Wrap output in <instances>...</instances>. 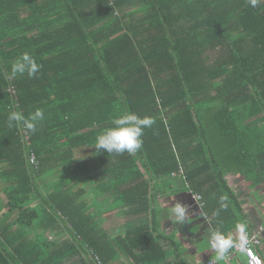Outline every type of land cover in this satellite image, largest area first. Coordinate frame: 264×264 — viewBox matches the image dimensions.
<instances>
[{
    "label": "trees",
    "instance_id": "16d2710c",
    "mask_svg": "<svg viewBox=\"0 0 264 264\" xmlns=\"http://www.w3.org/2000/svg\"><path fill=\"white\" fill-rule=\"evenodd\" d=\"M23 53L41 71L9 79ZM37 108L34 134L8 127L10 111ZM126 112L155 120L142 149L97 150ZM180 168L209 232L259 228L227 178L251 183L262 205L264 0H0V264H169L165 244L178 243L160 230L153 182ZM102 198L143 219L112 237Z\"/></svg>",
    "mask_w": 264,
    "mask_h": 264
},
{
    "label": "crops",
    "instance_id": "0c3cea01",
    "mask_svg": "<svg viewBox=\"0 0 264 264\" xmlns=\"http://www.w3.org/2000/svg\"><path fill=\"white\" fill-rule=\"evenodd\" d=\"M86 149L78 150L77 157H84L87 161L90 157V153ZM147 176V175H146ZM179 175L166 177L165 179L161 176L156 177L154 175V184L156 186L155 202L154 206L159 211V218L161 222V232H164L166 236L173 237L178 244V246L165 244L169 247V255L166 260L169 264H204L205 262L214 259L215 253L212 252L209 245L199 252L191 242L200 241L203 242L209 234L208 223L204 217H201V211L197 210L195 204L193 207V201H191L188 192L186 190L184 182L179 178ZM106 180V175L100 178V182ZM228 183L230 187L236 192L242 201L244 210L249 213L250 220H253L252 215H264V201L260 205L259 201L261 195L255 197L253 190L250 188L251 183L247 182L244 178L236 175H231L228 178ZM175 201H180L184 204L189 205V212L192 213L184 225L177 224L175 218L172 215L171 205ZM100 207H94V209H99L101 215L104 216L102 221L103 228L108 231L112 237H117L121 234L127 233V231L140 223L141 219L137 216H131L125 212L124 208H120L114 201V198H110L105 202H99ZM255 206V208H253ZM249 207V208H248ZM254 209L252 212L249 209ZM256 211V212H255ZM113 219V220H112ZM254 221V220H253ZM252 221L251 227L258 226L263 227L261 223ZM194 226L189 230V227ZM250 232V231H248ZM235 235L234 231L232 232ZM264 238V236H263ZM243 256V255H242ZM238 257V256H237ZM237 259V258H236ZM236 259L229 264H234ZM116 264H129L126 260L122 262H117Z\"/></svg>",
    "mask_w": 264,
    "mask_h": 264
},
{
    "label": "clouds",
    "instance_id": "9594fccd",
    "mask_svg": "<svg viewBox=\"0 0 264 264\" xmlns=\"http://www.w3.org/2000/svg\"><path fill=\"white\" fill-rule=\"evenodd\" d=\"M251 7L255 8L262 0H248ZM41 71V65L29 54L23 53L11 65L9 79H15L25 74L29 78H36ZM45 119L43 109L37 108L25 116L22 111H10L7 117L9 128L21 127L28 134H34L40 123ZM155 120L152 117H140L136 113H122L111 121L112 127L106 128L96 137L95 148L104 150L109 154L129 155L136 153L143 147L144 130L151 128ZM228 198L221 196L219 199L220 208L213 213L218 217L221 210L228 208ZM175 222L180 225L187 223L192 213L189 212V205L175 201L171 206ZM235 235L225 234L219 228L212 229L208 235V245L215 253L211 264H226L233 250L246 253L252 244L245 222H238L234 226Z\"/></svg>",
    "mask_w": 264,
    "mask_h": 264
},
{
    "label": "built area",
    "instance_id": "2783aa9c",
    "mask_svg": "<svg viewBox=\"0 0 264 264\" xmlns=\"http://www.w3.org/2000/svg\"><path fill=\"white\" fill-rule=\"evenodd\" d=\"M28 140H29V136L25 135V142ZM30 163L34 166L38 164L37 159L35 157H31ZM175 175H179L181 178L184 179V181H186L183 168H180L178 174H173L172 176H175ZM192 199H193L195 206L198 208V210L203 211L205 202L203 200L202 195L192 194ZM263 234H264V227H260L256 229V231L249 233L250 238L252 239V244L249 246L248 251L246 253H240L238 251L233 250V252L231 253L226 263L229 264L230 262L233 261V259H235L239 254H241L245 258V264H264V259L259 255L257 251V248L261 247L262 245ZM212 260H209L205 262L204 264H211ZM98 264H103V263L100 260H98Z\"/></svg>",
    "mask_w": 264,
    "mask_h": 264
},
{
    "label": "rangeland",
    "instance_id": "374dc122",
    "mask_svg": "<svg viewBox=\"0 0 264 264\" xmlns=\"http://www.w3.org/2000/svg\"><path fill=\"white\" fill-rule=\"evenodd\" d=\"M6 202H7V200H6V198H5V196L4 195H2V194H0V220H2L4 217H5V209H4V205L6 204ZM249 208V207H248ZM253 208H255V206L253 207ZM249 209L251 212L254 210V209ZM256 212V211H255ZM251 217H253V220L254 221H256L257 220V222H259V223H262L263 225H264V215H252ZM113 220V219H112ZM193 227V230H195V229H197V228H195L193 225L191 226V227H189V230L191 229ZM208 235L209 234H207V237L205 238V240L203 241V242H199V243H197V242H191L194 246H195V248L199 251V252H201L202 251V249L203 248H205L207 245H208ZM179 244V243H178ZM237 258V259H236ZM235 259H236V262H234V264H245V261H244V257L241 255V254H239L238 255V257H236ZM233 262V261H232ZM231 262V263H232Z\"/></svg>",
    "mask_w": 264,
    "mask_h": 264
}]
</instances>
